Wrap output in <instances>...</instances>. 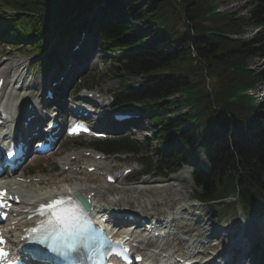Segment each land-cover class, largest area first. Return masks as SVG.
Returning a JSON list of instances; mask_svg holds the SVG:
<instances>
[{
    "label": "trees",
    "instance_id": "16d2710c",
    "mask_svg": "<svg viewBox=\"0 0 264 264\" xmlns=\"http://www.w3.org/2000/svg\"><path fill=\"white\" fill-rule=\"evenodd\" d=\"M78 1L0 0L14 11L0 20L3 36L35 37L38 51L61 25L67 29L62 37L69 32L63 22ZM95 1L101 0L85 7ZM228 1L102 0L88 22L107 16L101 46L114 55V75L124 92L120 104L149 113L155 138L176 142V154L156 163L160 169L172 170L180 156L197 162L201 149L211 171L193 172L200 188L195 196L210 202L236 195L249 214H264V98L244 93L264 82V68H249L253 56L264 58V0L245 6V13L218 12ZM252 28L256 32L244 37ZM130 75L145 80L134 89L127 84ZM106 146L136 149L128 140ZM144 165L154 164L146 158Z\"/></svg>",
    "mask_w": 264,
    "mask_h": 264
},
{
    "label": "rangeland",
    "instance_id": "374dc122",
    "mask_svg": "<svg viewBox=\"0 0 264 264\" xmlns=\"http://www.w3.org/2000/svg\"><path fill=\"white\" fill-rule=\"evenodd\" d=\"M254 0H229L227 3H222L220 6V11H225V10H240L242 11V13H245V6L248 7L250 6V4L253 2ZM228 4V5H227ZM179 29H181V31H183V26H179ZM256 30H250L248 33V35L246 34V36H251V33L255 32ZM6 45V44H5ZM62 48H65L63 50H66L68 48V46L64 45ZM96 52V55L99 54L100 57L98 59V62L95 63V65L93 66V72L92 75H95L94 78V82L96 83L95 86L93 87V89H95L96 91L102 92L103 95H109V94H113L116 93L117 89L119 88V82L118 79L115 78L113 76L114 74V70L112 69V62H111V58L104 55L103 53H101L100 51L97 50V47L95 46L93 49ZM32 57L25 55L23 52L19 51V49H14L13 47H8L6 46H0V64L3 65H16L18 63L22 64L19 65V70H18V74L20 75L21 78L26 79L27 83H25L26 85H33L37 84L38 86L42 84V79L44 76V72H45V67L41 65V67H38L36 65H33V63H31ZM52 63H54V60H52ZM50 63V65L52 64ZM251 67L255 70H260L262 68H264V59H260L257 57L252 58V60L250 61ZM45 65V63H44ZM46 66V65H45ZM76 76H74L73 81L74 82H78V79H76ZM30 81V82H28ZM143 82V77L141 75H135V76H130L129 78V84L137 87L139 84H141ZM263 86L262 83H260L258 85V88ZM10 92V89L8 90V94ZM13 95H16V93H13ZM21 93L18 94L17 98L20 99ZM118 109H121L119 107H117ZM128 109V108H127ZM124 110V109H121ZM138 125L141 124L139 123ZM150 132L146 129L144 132L140 131V134L138 136H136V141L135 143H137V147H139V152L140 155H146L148 154L149 157H151V159L153 161L158 159V155H159V151L162 149V144H160L158 142V140L156 139H149L150 136ZM81 144L83 145V147H89V143L87 138H83V139H79ZM79 140H69L66 144H63L61 147H59L56 151H54L53 153L46 155L43 159L40 160H36L33 164H35V167H42L43 173H37V174H33L34 175H38V176H49V177H55V173L54 171L58 170L56 168H52L53 165H56V160L59 159L60 157H64L67 153L70 152H78L80 149H76L75 148V143H78L77 141ZM162 152V151H161ZM142 153V154H141ZM137 158V157H135ZM87 158L81 159L80 161H87ZM133 158H131L130 156H126L125 158L120 157V159L116 158V157H111L108 159V162L104 163V165L107 168H114L117 169L118 167H123V164L126 163V165H132L134 167V164L131 162H134ZM42 161H45V163H43L42 165ZM201 166H203L204 168H208V166L204 163V160L201 159L200 163ZM103 165V166H104ZM104 166V167H105ZM139 167V165H138ZM52 168V169H50ZM191 168V167H189ZM56 169V170H55ZM191 169H188L187 167H185L184 165H182L181 169L179 171H177L175 174L179 175V179L178 183H180V185L182 186L184 193L182 194H176L174 193L173 190L170 189V193L169 195H162V196H154L152 198H148L147 196L149 194H145V195H134L133 193L136 192L137 188H132L135 187L132 184L131 181V177L128 178L127 180H124L121 183H115L114 185H110L108 186L110 188V191L112 190L111 193L114 194L115 188H120L123 189L125 193H127L128 196L133 195L136 199V201H130L129 203H123V202H118L117 205L119 206H124L125 204L126 207L131 208L133 210H139L140 208L148 210L149 212H159V213H164L166 214V212H168V210H170L171 208H175L177 207V201L178 200H184V199H189V196L192 192H194V184L192 183L191 180H189V171ZM174 174V175H175ZM92 175L94 174H90L91 177H88V179H92ZM150 180H160L158 177H148ZM101 181H103L100 178ZM95 181V180H93ZM93 181H87L86 183H90ZM97 182V181H96ZM94 183V182H93ZM127 189V190H125ZM130 189H134L131 190ZM103 193L104 198L108 197V192L105 191V189L101 190ZM109 194V195H110ZM143 196V197H142ZM145 196V197H144ZM166 197V198H165ZM144 199V200H143ZM165 199V200H163ZM149 200V202H148ZM237 204L234 205H229L224 212L220 213L218 211L219 208L216 205H212L211 207H201V206H195L197 209V212H201L205 214V217L207 218H216L215 217V213H219L218 218L216 219L217 223L212 221V223L214 224L213 226L216 227V229L218 227H228L232 224H235L234 226H238L240 227L236 221V219H240L237 216L236 213V206ZM195 210V209H194ZM196 211V210H195ZM196 218V216H195ZM256 218H249V219H244L242 218L240 220V224L241 225H245V227L247 228V234L250 237L255 238L254 240L256 242H258V239H256L258 236L252 235L250 230L252 228V225H254L253 223H255ZM208 223V222H207ZM202 225H205V221L201 223ZM234 230L238 229H234L231 228L230 231L233 232ZM237 234V232L234 234V236ZM192 236H190L189 238H191ZM213 241V240H212ZM215 241V240H214ZM171 245V244H170ZM173 246V245H171ZM173 250L176 251H180V252H184L186 251L185 249V244L182 243L181 246L176 245ZM210 252H213V249L210 250ZM209 253V251H208ZM260 252H258L259 254ZM254 261V260H252ZM247 262L250 264V261L247 260ZM264 263V262H263ZM261 263V264H263Z\"/></svg>",
    "mask_w": 264,
    "mask_h": 264
},
{
    "label": "bare ground",
    "instance_id": "6f19581e",
    "mask_svg": "<svg viewBox=\"0 0 264 264\" xmlns=\"http://www.w3.org/2000/svg\"><path fill=\"white\" fill-rule=\"evenodd\" d=\"M79 62V60H76L75 63ZM81 64L78 63V66ZM12 67L11 65H5L4 67L0 68V78L4 77L6 74L7 70ZM75 69H72L66 73V78L63 81V85L66 86L71 82V76L69 73L72 71L74 73ZM62 85V84H61ZM22 87V86H21ZM63 91V90H62ZM63 92H61L62 94ZM108 127H111L109 125ZM71 154H77V153H69L66 157L60 158L64 160L63 165L68 164V157ZM19 177L21 175H18ZM177 177V176H176ZM46 177H43L39 182H30V183H23L18 181L16 184L18 185L19 192H20V204L17 206L18 210L16 211V215L12 217V221L16 225L20 224H29L30 222H33V218H28L27 216L29 215L26 213L28 210H36L35 207L38 206L39 203H42L43 205H47L50 202H52L54 199L58 198H66L70 197L73 194H89L91 191H93L95 194L93 195V201L96 203L100 204L101 206H108L111 207L112 209L119 208L116 207L118 202H123V203H129L130 201H136L135 197L133 195L128 196L127 193L124 192L123 189L120 188H115L114 194L111 197L103 198L101 202L98 201V191L96 187L92 186H86L82 183H72L75 179L68 178L67 174L58 176L56 178H48L45 179ZM170 189L173 190L170 186H162V187H151L143 191H136L133 193L134 195H145L149 194L147 197L152 198L154 196H162V195H169ZM24 190V191H23ZM127 190V189H125ZM131 191V190H130ZM143 197V196H142ZM145 197V196H144ZM166 198V197H165ZM144 200V199H143ZM165 200V199H163ZM149 202V200H148ZM184 202V200L182 201ZM127 204L124 205V207ZM119 206V205H118ZM123 207V208H124ZM142 210V208H140ZM124 211L125 208L123 209ZM181 212H186L185 209H182ZM34 213V211H33ZM12 214V213H11ZM198 222V219H197ZM252 228L250 230L252 235L258 236L262 235L264 237V217H259L253 223ZM231 228V227H230ZM230 228H224V229H216V227L213 226V224H208L207 226H204L200 229L199 234L204 235L203 239H191L184 241L183 243L188 247L191 248L194 255L196 257L200 256L201 252L204 251L205 248L203 247L206 245V248H210L212 250L213 247H218V245L224 241L225 239L230 238L232 232L230 231ZM11 234V233H10ZM12 235V234H11ZM210 236V237H209ZM248 236L246 228H244V232L242 234V238ZM252 238V237H250ZM212 239H215L213 242ZM248 240V239H247ZM183 241V240H182ZM182 241H179L182 242ZM241 238L236 239L234 238V241L231 242L226 249L224 250H219L220 247H218V254H215V260L217 259H222L226 251L231 247V246H237V244H240ZM235 248V247H234ZM163 251H159L158 254H155L152 258L154 260L155 258L158 260L157 255L161 258V254ZM190 252V253H191ZM190 253H185L189 255ZM152 254V252H151ZM154 254V253H153ZM209 258V257H207ZM233 256L229 257V261L231 262V259ZM214 260V259H213ZM159 261V260H158Z\"/></svg>",
    "mask_w": 264,
    "mask_h": 264
},
{
    "label": "snow or ice",
    "instance_id": "6c2138e0",
    "mask_svg": "<svg viewBox=\"0 0 264 264\" xmlns=\"http://www.w3.org/2000/svg\"><path fill=\"white\" fill-rule=\"evenodd\" d=\"M3 193L0 192V196H2ZM64 203L63 200H55L50 202L49 204L43 206L46 208H55L56 206L60 205ZM54 218L56 223L59 225L60 230L63 234H67V235H72L75 231H77L79 225H78V221L79 222H86L85 218L83 217V214H81L80 216H62L60 213H54ZM0 243H3L2 240H0ZM68 248L71 250L73 248L72 245H68ZM7 253L3 250L0 249V256H6Z\"/></svg>",
    "mask_w": 264,
    "mask_h": 264
}]
</instances>
